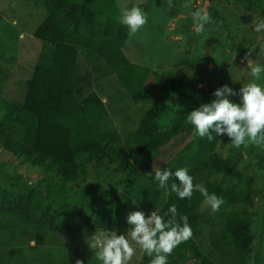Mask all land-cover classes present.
<instances>
[{
    "label": "trees",
    "instance_id": "obj_1",
    "mask_svg": "<svg viewBox=\"0 0 264 264\" xmlns=\"http://www.w3.org/2000/svg\"><path fill=\"white\" fill-rule=\"evenodd\" d=\"M118 1H42L46 15L33 32L41 50L26 81L24 100L16 104L0 99V146L42 170L44 183L35 187L25 183L0 186V217L40 228L41 235L78 228L127 231L130 226L126 218L131 212L141 211L147 216L156 210L163 214L174 203L178 213L188 217L192 236L173 250L168 264H223L205 252L196 239L201 225L214 230L213 246L232 248L240 257L251 253L255 241L246 207L259 193L264 204V148L255 156L258 176L263 180L259 190L257 176L237 167L242 145L222 155L218 149L223 137L214 133L211 141L197 137L186 120L188 112L214 98L210 90L181 106L170 124L162 127L169 107L161 101L159 90L180 87L183 76L157 72L128 59L127 27L109 8L101 9ZM234 2L248 14L264 10V0ZM79 48L93 53L115 74L132 103L159 101L142 111L126 143L102 97L95 90L81 97L82 89H75ZM3 56L0 53V58ZM184 135L189 140L167 156L166 146ZM181 167L188 169L194 184L223 199L208 217L201 215L204 198L198 191L194 190L190 199H178L171 190V180L166 189H159L146 174L157 168L174 171ZM103 168L110 182L123 188L121 198L109 193L101 196L98 187L70 195L68 185L89 171L99 176ZM149 259L143 254L137 264H149ZM77 260L99 264L95 249H77L67 258L46 264H76Z\"/></svg>",
    "mask_w": 264,
    "mask_h": 264
},
{
    "label": "rangeland",
    "instance_id": "obj_2",
    "mask_svg": "<svg viewBox=\"0 0 264 264\" xmlns=\"http://www.w3.org/2000/svg\"><path fill=\"white\" fill-rule=\"evenodd\" d=\"M42 1L0 0V53L4 55L0 58V99L8 103L23 102L26 81L41 50L33 32L46 15ZM133 6L147 13V23L129 36L125 46L128 59L157 72L183 76L180 87L172 89L165 86L159 90L161 101L169 107L162 122L163 128L170 124L181 106L197 99L206 90L213 92L224 84L238 90L252 80L246 54L252 63L264 64V33H256L250 26L252 21L254 23L264 17V10L248 14L241 11L234 0H119L101 9L106 11L109 8L113 16H120L122 8ZM196 8H203L212 17V22L203 33H196L189 15ZM249 49L252 53H248ZM88 53L79 48L75 89H82L81 97L94 90L102 97L122 141L126 143L128 133L137 126L142 111L159 101L132 103L115 74L93 53ZM258 83L264 84V79ZM232 99L238 100V97ZM188 140L187 135L180 136L168 144L164 152L168 151L169 156ZM228 142L227 137L222 138L218 149L222 155H227L234 148ZM262 148L264 144L246 143L242 144L241 152L237 154V167L257 176L255 185L259 190L263 188V180L258 176L255 156ZM42 172L0 146L1 187L10 188L19 183L35 187L44 183L41 181L44 178ZM107 173L105 168L99 176L89 171L75 184L68 185L70 195L76 190L98 187L101 196L109 193L112 197L121 198L123 188L111 183ZM261 196V193L255 195L252 205L246 207L255 241L252 252L240 257L232 248L221 250L213 246L214 230L201 225L196 239L205 252L223 261V264H264V204ZM200 209L202 217H208L213 212L204 201L200 203ZM95 231L102 230L78 228L48 231L46 235H41L40 228L0 217V264H46L67 258L77 249L92 251L94 249L88 247V238ZM116 232L119 235L126 231ZM132 246L136 251L127 264H137L144 254L138 245L133 243Z\"/></svg>",
    "mask_w": 264,
    "mask_h": 264
},
{
    "label": "clouds",
    "instance_id": "obj_3",
    "mask_svg": "<svg viewBox=\"0 0 264 264\" xmlns=\"http://www.w3.org/2000/svg\"><path fill=\"white\" fill-rule=\"evenodd\" d=\"M189 15L196 33L205 32L206 26L212 22V17L203 8H196ZM100 19L103 20V17ZM119 22L132 35L147 23V13L138 6L125 7L121 9ZM250 26L256 33H264V17L254 23L252 21ZM248 53L252 50L249 49ZM245 58L248 59L247 67L252 80L238 90L228 84L221 85L212 92L213 99L186 115L197 137L211 141L214 133L216 137H227L228 143L235 147L246 143L264 144V84L258 83L264 79V64L252 63L247 54ZM232 97H238V100ZM146 174L159 189H166L171 180V190L178 199H190L195 190L213 211L223 203V199L215 193H209L201 184H194L185 167L174 171L157 168L154 173ZM126 220L130 227L125 233L118 235L115 230H102L95 231L88 238V247L95 249V259L99 264H127L136 251L133 243L150 257L149 264H168V256L173 250L192 236L188 217L179 214L174 203L163 214L154 210L146 216L144 212L134 211L128 214ZM76 264L82 262L77 260Z\"/></svg>",
    "mask_w": 264,
    "mask_h": 264
}]
</instances>
